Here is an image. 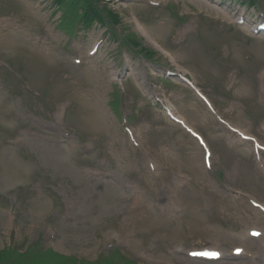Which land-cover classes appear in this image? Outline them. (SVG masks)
I'll use <instances>...</instances> for the list:
<instances>
[{"label": "rangeland", "instance_id": "1", "mask_svg": "<svg viewBox=\"0 0 264 264\" xmlns=\"http://www.w3.org/2000/svg\"><path fill=\"white\" fill-rule=\"evenodd\" d=\"M165 1L174 5L172 13L168 9L133 8L136 13L141 12L149 31L161 42L178 29L180 17L189 18L198 27L201 21L204 32H210V23L227 17L221 9L207 4L200 6L197 1ZM51 2L0 0V250L9 244L23 248L40 236L55 232L57 242L53 244L57 252L80 260H93L117 244L125 256L139 264H205L188 259L185 251L200 246L204 239L224 240L216 231L204 230L211 221L240 223L238 213L220 211L226 199L230 203L232 200L206 187L199 148L188 138L194 145L186 151V142L182 143L186 135L180 132L172 138L167 134L157 136L166 138V145L158 150L164 162L183 158L167 165L193 174L195 181L179 192V199L188 204V209L181 216H173L157 214L151 208L153 203H165L164 188L172 182L170 171L150 173L145 162L147 153L131 147L129 136L108 103L114 83L112 71L125 70L129 57L132 68L137 69L138 58L134 60L135 56L125 49L122 54H116L115 43L109 39L94 58H87L88 49L103 30L85 29L78 38L83 45L79 50L73 48V41L54 27L59 15L55 20L50 19ZM63 12L59 29L71 34L72 10L63 7ZM4 14L20 19L2 20ZM127 20L131 19L127 16ZM132 28L135 30L134 25ZM209 39L210 34L206 39L193 38L190 45L194 42L202 47L201 41ZM258 40L261 48L257 51L255 46L249 49L243 46L242 38L230 45L231 63L239 64L247 73L264 62V37ZM143 42L151 47V40ZM63 44L68 51L62 49ZM181 49L174 50L179 60L183 56ZM80 53L85 54L87 62L76 67L70 57ZM192 56L202 57V54L196 50ZM209 58L212 67L228 68L221 58ZM191 66L186 67L204 86L219 84L220 76L215 70ZM130 74L136 84L132 70ZM248 75L242 78L243 86L236 90L238 97L253 98L254 76ZM137 82L135 85L130 80L126 87L134 91L139 87L141 108L153 111L144 85ZM175 86L172 92L166 88L168 97L179 111L205 128L204 122L197 119L203 115L206 123L210 122L208 111L192 99V93ZM172 93L177 95L172 97ZM119 98L120 93L112 94L115 110ZM64 111L67 117L59 118L57 112ZM155 112V122L165 121L161 112ZM238 122L248 129L254 125L246 116ZM176 137L180 147L174 148L173 154L169 143ZM13 214L16 216L12 219ZM68 216L73 219H67ZM47 254L39 253L28 264H51L44 260ZM61 255H53L50 261H70Z\"/></svg>", "mask_w": 264, "mask_h": 264}, {"label": "bare ground", "instance_id": "2", "mask_svg": "<svg viewBox=\"0 0 264 264\" xmlns=\"http://www.w3.org/2000/svg\"><path fill=\"white\" fill-rule=\"evenodd\" d=\"M193 1H194V0H193ZM196 1H198V2L200 3V2H203L204 0H196ZM138 26H139V28L142 30V32L146 33V30H145V28L141 25V23L138 22ZM114 74H115V72H114Z\"/></svg>", "mask_w": 264, "mask_h": 264}]
</instances>
